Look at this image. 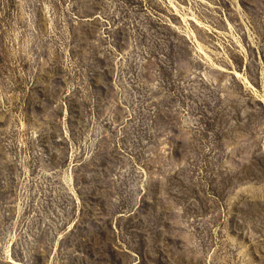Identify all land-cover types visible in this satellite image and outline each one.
<instances>
[{
  "label": "rangeland",
  "instance_id": "1",
  "mask_svg": "<svg viewBox=\"0 0 264 264\" xmlns=\"http://www.w3.org/2000/svg\"><path fill=\"white\" fill-rule=\"evenodd\" d=\"M0 264H264V0H0Z\"/></svg>",
  "mask_w": 264,
  "mask_h": 264
},
{
  "label": "bare ground",
  "instance_id": "2",
  "mask_svg": "<svg viewBox=\"0 0 264 264\" xmlns=\"http://www.w3.org/2000/svg\"><path fill=\"white\" fill-rule=\"evenodd\" d=\"M249 82V81H248ZM248 84V83H247ZM252 87V86H251Z\"/></svg>",
  "mask_w": 264,
  "mask_h": 264
}]
</instances>
